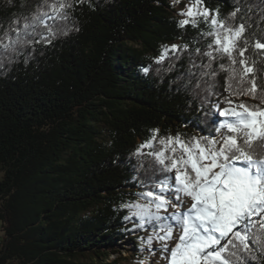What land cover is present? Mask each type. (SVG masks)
<instances>
[{
	"label": "trees",
	"instance_id": "16d2710c",
	"mask_svg": "<svg viewBox=\"0 0 264 264\" xmlns=\"http://www.w3.org/2000/svg\"><path fill=\"white\" fill-rule=\"evenodd\" d=\"M171 2L71 0L67 20L45 18L56 32L51 44L3 61L0 264H121L124 242L134 264H150L144 246L152 228L134 227L139 220L122 205L138 202L165 174L150 179L151 158L136 149L154 130L156 140L216 136L228 95L218 62L215 77L198 67L208 63L195 49L206 50L211 38L200 33L209 29L179 28ZM204 6L221 19L240 7L232 22L264 39V0ZM38 8L52 15L45 0H0V25ZM171 44L189 50L155 63ZM256 255L249 264H264V252Z\"/></svg>",
	"mask_w": 264,
	"mask_h": 264
},
{
	"label": "snow or ice",
	"instance_id": "6c2138e0",
	"mask_svg": "<svg viewBox=\"0 0 264 264\" xmlns=\"http://www.w3.org/2000/svg\"><path fill=\"white\" fill-rule=\"evenodd\" d=\"M45 5L51 16L38 8L31 17L10 20L7 29L0 25V67L4 60L11 63L24 55L27 48L35 52L34 45L51 44L56 32L45 18L67 20L72 3L55 0L48 5L45 0ZM240 11L236 7L221 19L219 10L207 8L204 0H190L177 13L184 17L177 22L181 29L197 28L201 18L208 26L200 34L211 42L206 50L195 49L208 58L207 64L198 66L207 70L202 75H217L213 62L227 73L228 95L223 97L225 107L219 109L224 119L215 128L217 135L187 141L179 135L167 136L159 139L161 147L156 149L158 130H154L136 149V155L151 158L150 179L157 172L165 175L139 194L144 203L122 207L139 220L134 227L152 228L146 241L149 255L159 253L167 264H249V258L256 260V253L264 252V39L255 33L246 35L245 22H232ZM40 27L47 35L37 30ZM188 50L187 44L163 46L155 63L179 59L177 54ZM242 97L258 102L248 103ZM145 148L151 150L145 153ZM154 242L159 249L152 247Z\"/></svg>",
	"mask_w": 264,
	"mask_h": 264
},
{
	"label": "rangeland",
	"instance_id": "374dc122",
	"mask_svg": "<svg viewBox=\"0 0 264 264\" xmlns=\"http://www.w3.org/2000/svg\"><path fill=\"white\" fill-rule=\"evenodd\" d=\"M189 2H190V0H179V3H175V4H173V2H171L172 10L174 12V15L178 18V21L181 20V19H184V17L178 15L177 13H179L181 9H184L185 6L189 4ZM199 24H202L203 26H205L208 29V26L203 22L202 18H201ZM153 147L156 148V149H159L161 147V145L159 144V140H154L153 141ZM150 150L151 149H147V148L142 149V151L145 152V153H147ZM144 202H145L144 198L141 197L138 200V202H136V203H144ZM161 214L163 215L164 213H161ZM151 233H152V231L148 234V236ZM148 236H147V238H148ZM144 247L149 248V245L146 243V245ZM152 247H154L156 249H159V244L154 242ZM120 252H121L122 257L125 258V259H123L121 261V264H134L133 261L129 257L130 254H131L129 243H125V242L122 243ZM147 254H148L147 258L149 259V262L152 261V262H154V264H161L163 262V260L160 259V257H159V253H157V255L155 257H151L149 255V252Z\"/></svg>",
	"mask_w": 264,
	"mask_h": 264
}]
</instances>
